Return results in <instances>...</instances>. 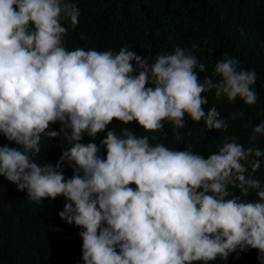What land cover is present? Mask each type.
Wrapping results in <instances>:
<instances>
[{"label":"clouds","instance_id":"obj_1","mask_svg":"<svg viewBox=\"0 0 264 264\" xmlns=\"http://www.w3.org/2000/svg\"><path fill=\"white\" fill-rule=\"evenodd\" d=\"M79 14L71 0H0V134L16 145H0V175L36 204L64 198L58 215L81 229L83 264H211L250 248L264 264V183L253 175L264 149L233 136L205 157L156 135L168 124L179 140L186 118L226 130L243 111L221 118L206 94L252 105L255 70L223 54L200 79L205 64L181 46L151 62L128 47L70 50L64 22ZM52 143L65 146L56 164L38 162ZM250 190L258 199H242Z\"/></svg>","mask_w":264,"mask_h":264},{"label":"trees","instance_id":"obj_2","mask_svg":"<svg viewBox=\"0 0 264 264\" xmlns=\"http://www.w3.org/2000/svg\"><path fill=\"white\" fill-rule=\"evenodd\" d=\"M79 9L78 23L69 21L65 36L66 47L96 48L118 51L128 47L149 58L150 62L162 52H171L176 46L190 50L205 71L199 78L211 76L214 64L223 54L234 57L240 67L255 70L253 85L257 98L252 105L239 97L234 102L217 100L212 92L206 94L205 110L215 106L221 118L232 112L243 115L228 123L226 130L207 129L203 122L195 123L186 118L185 127L176 138L170 125L165 124L156 133L160 142L170 148L183 150L187 145L205 157L216 150L224 139L236 137L245 148L256 146L264 149V136L250 140L252 128L264 120V0H71ZM84 37L83 39L81 37ZM197 45V47H193ZM117 123V131L119 123ZM59 123L53 128L59 130ZM111 127V126H109ZM131 127L138 135L143 130L134 121ZM107 131V129H106ZM103 134H98L95 142ZM91 140L85 136L83 143ZM152 143H155L152 141ZM15 147L0 134V145ZM46 145H42L43 148ZM65 146L50 144L40 153L38 162L56 164ZM261 167L253 173L264 183V157ZM249 171H251L249 167ZM71 167H64V175L71 177ZM132 187H135L132 185ZM234 194L240 195L239 190ZM242 199L256 200L254 190ZM64 198H44L40 204L28 200L26 190L0 175V264H83L81 229L61 219L58 212ZM258 250L248 249L229 255L227 260L211 264H259Z\"/></svg>","mask_w":264,"mask_h":264}]
</instances>
